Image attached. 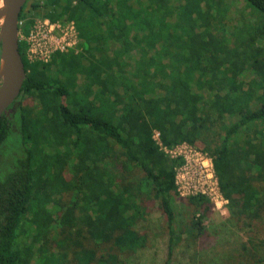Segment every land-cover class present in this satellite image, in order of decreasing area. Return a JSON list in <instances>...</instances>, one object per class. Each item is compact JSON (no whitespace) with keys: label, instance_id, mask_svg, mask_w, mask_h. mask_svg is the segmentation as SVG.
I'll list each match as a JSON object with an SVG mask.
<instances>
[{"label":"trees","instance_id":"trees-1","mask_svg":"<svg viewBox=\"0 0 264 264\" xmlns=\"http://www.w3.org/2000/svg\"><path fill=\"white\" fill-rule=\"evenodd\" d=\"M182 1L172 24L166 18L174 11L154 13L153 0L34 7L74 21L79 51L29 63L20 43L26 77L0 116V264H127L148 246V233L137 227L150 203L167 218L172 249L184 159L169 156L155 131L173 148L196 144L219 124L218 143L207 149L222 196L239 221L264 216V127H255L264 123V48L256 43L264 32H252L238 51L225 37L236 40L221 15L226 0ZM245 1L264 14V0ZM34 21L26 20V31ZM244 22L238 27L247 33ZM14 131L15 154L2 169ZM190 201L207 205L188 223L195 239L207 231L210 207L204 194ZM250 242L229 264H264V239Z\"/></svg>","mask_w":264,"mask_h":264},{"label":"rangeland","instance_id":"rangeland-1","mask_svg":"<svg viewBox=\"0 0 264 264\" xmlns=\"http://www.w3.org/2000/svg\"><path fill=\"white\" fill-rule=\"evenodd\" d=\"M36 1L39 2L40 6L44 2V0ZM160 1L161 5L158 7L156 1L153 0L154 13L164 16L168 13V10L170 12L174 11L173 17L170 15L166 18L167 22L174 23L176 15L180 13L183 6V1ZM226 2L229 4V8L225 7L221 10V15L223 17L224 13H226L223 22L228 23V30L230 32L234 29L236 40L231 42L227 34L225 37L228 39V45L230 44L232 48L240 51L238 46L243 41L251 38L253 36L252 32L255 30L264 32V14L249 5L245 0H226ZM228 9L229 11H227ZM216 10L218 8H214L212 12L217 15ZM41 16L35 13L31 18L36 19ZM246 19H249L250 22H244L243 24L247 26L249 31L242 33L238 26ZM215 26L217 28L220 27L218 18L215 20ZM248 26L253 28L251 29ZM211 33L215 35L212 29ZM261 36L263 38H258L256 43L258 46L264 48V33H261ZM219 37L224 38L223 33ZM251 73L245 72L242 80H246L247 82L252 77ZM233 120V118H229L228 116L224 117L225 123H230ZM255 127L263 128L264 123L259 122ZM252 129L254 130V127ZM220 132L221 126L216 124L212 130L202 135L191 148L177 150L181 154L185 153L188 157V160L186 158V164L179 171V191L174 194V206L177 216L175 236L180 237V240L177 242L175 237V244L170 249L167 218L160 211L157 204L150 203L146 220L137 227L139 231L148 233V246L127 257V264H229L234 260H241L242 257L240 256L243 244L249 248L252 245L251 240L256 242L264 239V216L257 220L243 218L242 221H239L237 216L228 207V203L220 197L216 179L212 175V172L210 173L211 155L207 149V143H211L213 146L217 144ZM16 133L17 131H14L7 142L5 152L2 154L4 162L2 169H10V164L16 150ZM249 135L252 136V132ZM202 163L207 165L206 176L199 173V166ZM201 191L208 193V195L206 194V198L209 200L208 206L210 209L205 214L206 218L204 220L207 231L204 235L199 236V238L192 239L187 229L188 223L193 214L200 216L207 205L200 207L192 204L190 197ZM182 230L183 233H181Z\"/></svg>","mask_w":264,"mask_h":264},{"label":"built area","instance_id":"built-area-1","mask_svg":"<svg viewBox=\"0 0 264 264\" xmlns=\"http://www.w3.org/2000/svg\"><path fill=\"white\" fill-rule=\"evenodd\" d=\"M44 2H42V5ZM26 20L19 22V42L25 44L24 56L29 63H48L55 53H64L71 49L79 51L80 37L74 21L65 17L51 19L47 16H41L35 19L32 27L26 31ZM19 43V45H20ZM154 139L161 145L162 149L171 157L181 156L184 159L183 164L177 170V192L179 191V171L186 164L187 155L177 152L181 148H191L193 145L182 143L173 148L164 147L160 141L159 132L155 131ZM210 173L215 177L217 190L223 201L227 202L222 196L219 188L218 179L215 174L212 157L210 158ZM207 165L202 163L199 166V173L206 176ZM198 194L208 195L207 192L201 191ZM207 194V195H206Z\"/></svg>","mask_w":264,"mask_h":264},{"label":"water","instance_id":"water-1","mask_svg":"<svg viewBox=\"0 0 264 264\" xmlns=\"http://www.w3.org/2000/svg\"><path fill=\"white\" fill-rule=\"evenodd\" d=\"M27 0H0V116L18 98L26 77L20 53V13Z\"/></svg>","mask_w":264,"mask_h":264},{"label":"flooded vegetation","instance_id":"flooded-vegetation-1","mask_svg":"<svg viewBox=\"0 0 264 264\" xmlns=\"http://www.w3.org/2000/svg\"><path fill=\"white\" fill-rule=\"evenodd\" d=\"M39 2L36 0H27L26 3L24 4L22 11L20 13V19L21 20H28L32 17L33 14L36 13V10H34V7L37 6Z\"/></svg>","mask_w":264,"mask_h":264},{"label":"crops","instance_id":"crops-1","mask_svg":"<svg viewBox=\"0 0 264 264\" xmlns=\"http://www.w3.org/2000/svg\"><path fill=\"white\" fill-rule=\"evenodd\" d=\"M226 117V116H225Z\"/></svg>","mask_w":264,"mask_h":264}]
</instances>
